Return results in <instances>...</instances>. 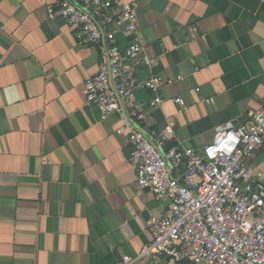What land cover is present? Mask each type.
Returning <instances> with one entry per match:
<instances>
[{
  "label": "crops",
  "instance_id": "1",
  "mask_svg": "<svg viewBox=\"0 0 264 264\" xmlns=\"http://www.w3.org/2000/svg\"><path fill=\"white\" fill-rule=\"evenodd\" d=\"M126 1L137 4L151 72L165 81L158 107L135 92L127 124L100 120L86 104L84 82L100 61L75 30L48 18L53 0H0V264L138 255L151 240L146 222L167 205L136 187L128 131L158 134L171 123L170 146L200 149L217 127L244 125L264 104V0ZM246 166L264 174V148Z\"/></svg>",
  "mask_w": 264,
  "mask_h": 264
},
{
  "label": "built area",
  "instance_id": "2",
  "mask_svg": "<svg viewBox=\"0 0 264 264\" xmlns=\"http://www.w3.org/2000/svg\"><path fill=\"white\" fill-rule=\"evenodd\" d=\"M136 10L126 0H53L47 8L49 19H61L97 52L98 71L84 82V97L100 120L117 116L127 124L125 107L139 89L152 96L151 107L162 103L165 81L151 72ZM118 34L127 38L123 47ZM173 101L184 106L180 98ZM174 137L171 123L158 134L128 131L135 185L166 203L167 211L146 222L151 240L121 264H264V174L251 176L246 166L264 148V104L244 125L217 127L200 149L170 146Z\"/></svg>",
  "mask_w": 264,
  "mask_h": 264
}]
</instances>
